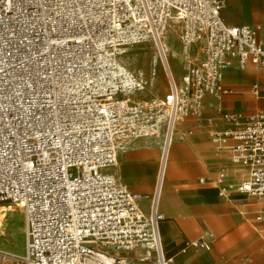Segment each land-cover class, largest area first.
Returning <instances> with one entry per match:
<instances>
[{"label": "built area", "instance_id": "obj_1", "mask_svg": "<svg viewBox=\"0 0 264 264\" xmlns=\"http://www.w3.org/2000/svg\"><path fill=\"white\" fill-rule=\"evenodd\" d=\"M224 6L0 0V203L20 205L23 214L20 253L0 250V264H174L160 234L159 202L176 124L201 117L207 97L230 93L228 71L254 65L264 74L258 28L228 26ZM143 45L153 50L147 76L123 62ZM160 82L166 95L144 99ZM250 92L264 98L258 85ZM218 110L227 126L210 141L245 172L233 184L221 169L211 182L221 197L235 189L264 202V105L250 115ZM156 136L159 165L145 213L141 196L112 171L121 151ZM211 238L187 247L208 251Z\"/></svg>", "mask_w": 264, "mask_h": 264}, {"label": "rangeland", "instance_id": "obj_2", "mask_svg": "<svg viewBox=\"0 0 264 264\" xmlns=\"http://www.w3.org/2000/svg\"><path fill=\"white\" fill-rule=\"evenodd\" d=\"M170 40L174 45H177V30L170 31ZM152 53L153 50L149 45L134 47L127 51V54L123 58V62L128 68L141 71L147 76L149 74ZM177 60L178 59L175 57L174 62ZM165 93H167V86L165 83L160 82L156 89L148 90L143 96L144 99L161 98ZM210 108L211 107H204L203 113L198 119L189 117L179 121L181 122L179 126L180 131L179 135L175 137V141L170 149L168 175L164 182L165 193L168 192L171 201L170 198L168 199L169 202L165 199L162 200L160 204V213L164 217V221L160 225V232L166 250L173 255L188 248V244L196 241L205 233L212 234L214 239L213 247H215L220 241L226 240L228 236L235 234L238 228L247 225L254 236L248 238L244 248L236 241L233 242L232 246L237 247L239 251L243 250L238 261L242 258L252 262L254 255L259 252H264V221L256 220L257 216H249L246 211L247 208L242 206L236 207L235 202L226 203L224 205L216 203L217 198L214 194L208 195V197L196 196L193 194L201 189H208L207 186L200 185L199 180L205 178L206 181H208L215 173L200 175L192 181L191 186H179L177 184L178 180H184L182 169H191L195 163L198 162L209 164V162L215 158L213 146L209 138V134H211L212 131L208 132L205 138L203 135L196 134L198 128L195 127L197 122H203L204 118L209 117V110H212ZM198 137L204 139L203 146L199 147L195 145V139ZM177 144H182L183 148L175 151ZM160 145L161 136L145 138L139 141L133 150L127 149L121 151L119 154V162L116 169L123 177V183L126 185L120 166H125L124 171L128 170L129 167H127V165L130 162L131 154L134 151H142L145 153L144 159L146 165L144 168L146 169L148 180L147 182L141 181L140 175L137 176L138 183H140L141 187L143 186L142 188H144L145 185L149 192L148 198L141 196L145 209L147 208L146 203L149 207L150 199L154 191L156 171L159 165ZM172 167L173 172H170ZM210 170V166H207L206 171ZM212 187H215V185L212 184ZM128 189L130 188L128 187ZM232 191L238 194L235 189ZM6 204L11 203H0V205ZM227 213L231 214L227 216ZM5 221L8 225V227L5 228V236L3 237L5 247L7 250H12L15 254H19L20 251L16 248L21 245L23 214H16L14 218L7 217ZM189 249L194 250V248L191 247H189Z\"/></svg>", "mask_w": 264, "mask_h": 264}, {"label": "crops", "instance_id": "obj_3", "mask_svg": "<svg viewBox=\"0 0 264 264\" xmlns=\"http://www.w3.org/2000/svg\"><path fill=\"white\" fill-rule=\"evenodd\" d=\"M224 2V9L222 11V18L224 22L228 26H249L253 28H258L256 39L257 42L264 48V0H222ZM177 51L176 58L178 59L176 62L175 57L172 60V67L175 74V77L179 81V78L182 74L181 64L182 59L179 58V51ZM227 81V83H226ZM224 85L230 90V93L223 97L221 100H216L212 97H207L205 100L204 107H211L209 110V117L204 118L203 122H197L195 127L198 128L196 134L203 135L206 138V134L210 131H215L218 129L226 128V124L221 119L219 108L223 112H240L247 115L255 113L258 109H260L264 105V98H259L253 95L250 92V89L253 85H258L259 91L264 94V74L254 65H248L247 69L244 71L231 70L225 73L224 75ZM166 93L162 96L164 97ZM161 97V98H162ZM264 97V96H263ZM214 110V111H213ZM187 119V118H186ZM198 119V118H195ZM196 121V120H195ZM205 132V133H204ZM211 132V133H212ZM209 134V138H210ZM139 139L135 141L128 149L133 150L136 144L141 141ZM204 139L202 137H198L195 139V145L203 146ZM212 144V143H211ZM213 146V144H212ZM183 148L182 144H177L175 151ZM213 153L215 158L212 159L209 164H205L204 162L195 163V165L191 169H182V174L184 180H178L177 184L179 186H191L192 181L204 174L215 173V175L206 181L205 183H201L200 185L207 186L208 189H201L200 191H196L193 194L196 196L208 197V195H213L217 198L218 204H226L235 202V206H242L247 208V214L249 216L255 217L256 220L264 221V202L258 201L256 199L249 198L245 195L236 194L231 191L229 195L226 197H221L218 194V189L212 187L211 180L214 179L218 172L221 169H226L228 173V182L229 183H237L242 175L244 174V170L240 169L237 166H234L230 159L229 155L226 151H216L213 146ZM120 154V153H119ZM145 153L142 151H134L131 154L130 162L127 167L128 170L123 172L124 179L126 181V185L123 183V177L118 173L117 169H113L112 173L119 178L121 183L128 189L131 193L143 196L145 198L149 197L148 188L141 187L140 183L137 181V176L140 175L141 181L147 182L148 175L146 173V169L144 168L146 163L144 159ZM119 162V155H118ZM118 165V164H117ZM207 166H210L211 170L206 171ZM117 167V166H116ZM173 172L170 169V172ZM157 173V171H156ZM156 180V177H155ZM208 182V183H207ZM144 183V182H143ZM147 184V183H146ZM214 185V184H213ZM214 198V197H213ZM212 201V200H211ZM212 204H215L211 202ZM140 208L147 213L148 212V204L146 203V209L143 207V200L141 199L139 203ZM148 209V210H147ZM231 213H227L229 216ZM260 218V219H258ZM163 222V221H162ZM161 222V223H162ZM161 225V224H160ZM246 228L249 232H252L247 225H243L236 230L240 231ZM235 232V233H236ZM161 234V232H160ZM211 235L210 242V250H201V249H189L186 248L184 251L177 252L175 254H170L173 256L174 264H264V252H259L254 255V259L252 262L249 260L239 259L243 250L239 251L237 247H233V242H239L243 248L246 246L248 238L247 234L242 236V238L237 239L235 234L228 236L226 240L220 241L218 245L213 247L214 239L212 234L205 233L203 236L198 239ZM162 237V235H161ZM197 239V240H198ZM163 241V239H162ZM164 244V242H163ZM165 246V245H164ZM166 248V247H165Z\"/></svg>", "mask_w": 264, "mask_h": 264}, {"label": "bare ground", "instance_id": "obj_4", "mask_svg": "<svg viewBox=\"0 0 264 264\" xmlns=\"http://www.w3.org/2000/svg\"><path fill=\"white\" fill-rule=\"evenodd\" d=\"M177 54V51L174 50V56H176ZM180 123L179 122L176 127H175V131H174V138H173V143L175 141V137L179 135V126H180ZM127 150L124 149L123 151ZM120 170L122 171V173L124 172L125 170V166H120ZM168 175V162H167V168H166V172H165V178L166 176ZM169 194L168 192L165 193V190H164V184H163V187H162V190H161V194H160V202H159V207H160V204L162 202V200H167L169 202ZM170 201H171V198H170ZM22 213V210H21V206L20 205H13V204H6V205H0V250L3 251V252H6V253H14V251H10V250H7L6 247H5V243H4V240H3V237L5 236V228L8 227L5 219L7 217H10V218H14L16 214H21ZM247 234V236L249 237H252L254 236V234L252 232H249L246 228L240 230V231H237L235 233V236L237 239L239 238H242L243 235ZM14 248V247H13ZM12 248V249H13Z\"/></svg>", "mask_w": 264, "mask_h": 264}]
</instances>
